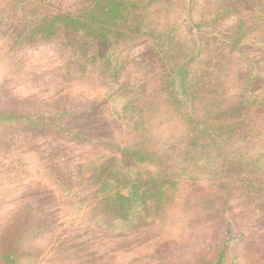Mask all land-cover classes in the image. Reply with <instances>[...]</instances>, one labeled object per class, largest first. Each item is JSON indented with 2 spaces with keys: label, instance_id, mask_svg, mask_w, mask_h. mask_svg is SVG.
<instances>
[{
  "label": "rangeland",
  "instance_id": "obj_1",
  "mask_svg": "<svg viewBox=\"0 0 264 264\" xmlns=\"http://www.w3.org/2000/svg\"><path fill=\"white\" fill-rule=\"evenodd\" d=\"M55 4L0 0V107L45 120L0 126V235L9 237L0 252L21 235L17 264H209L211 242L230 223L237 264H264V122L253 149L243 141L218 149L214 138H189L158 92L168 67L191 59L197 95L218 100L222 91L212 85L245 69L247 90L264 101V0H144L141 33L108 42V60L88 56L79 65L55 28L45 33L33 24L54 16ZM211 19L217 25H201ZM237 27L230 58L223 35ZM204 50L230 63L214 81ZM55 117L80 138L56 132ZM124 147L154 162L132 163ZM252 158L258 162L247 165ZM234 159L232 172L224 170ZM150 177L157 189L129 204L119 197L128 180Z\"/></svg>",
  "mask_w": 264,
  "mask_h": 264
},
{
  "label": "trees",
  "instance_id": "obj_2",
  "mask_svg": "<svg viewBox=\"0 0 264 264\" xmlns=\"http://www.w3.org/2000/svg\"><path fill=\"white\" fill-rule=\"evenodd\" d=\"M67 1L68 0H55V15L52 17L43 16L40 24H37L38 21L33 24L36 27L39 26L41 32L45 33L49 31V29L55 28V32L60 33L63 37V47L67 51H70L72 56H75L72 62L74 65H79L81 59H85L88 56L93 57V59L108 60V57L104 59L103 55L108 42L110 43L112 39L118 37L122 38L129 34L137 35L141 33L143 27L142 21L145 15H142L144 12L141 13L138 11L139 8L137 6L144 0H77L73 6L67 5ZM47 4L49 3H46V5ZM142 7L146 8V5ZM216 21L217 20L212 19L210 21L207 20L201 25L210 28L211 26L217 25ZM197 26L200 27V25ZM238 29L241 28L237 27L235 30L229 29L223 35V46L229 50H227V57L231 58V54H233L231 52L237 49L240 42L239 35L241 32H238ZM146 34L145 32L142 33V35ZM95 44L97 47H95ZM91 46L94 47L95 50L93 49L91 51ZM206 51L207 50H204L202 54L207 57L206 59L214 61L211 65L214 74L209 76L214 81L216 70V73H219L222 71L220 69L222 66L229 65L230 63H226L229 62L227 59L223 61L225 57L222 58V61H219L218 58L212 57L210 53L208 55ZM188 61L192 60L187 59L186 62H182L180 65L168 67V74L166 75L164 83L166 87L164 90L158 91L165 96L163 101L165 102L167 111L182 116L185 126L187 127L186 130L189 138L195 134L214 138L215 143L212 144H216L217 140H219L220 144H216L215 146L223 150L233 146L235 141H243L245 144L244 149H253V141L263 129L261 123L264 122V113L257 116V110L261 108L259 106L264 105V101L259 99L252 91L247 90L252 83L249 72L242 79V73L245 72V69L244 71L241 69L240 76H238L236 72V78H230V80L223 81L222 83L215 82V84L212 85L213 88L216 90V87H218L217 90L221 89L218 91H222L221 95L218 94L219 99L217 100L216 97L212 96L214 93H211L210 97L204 99V96L201 97V93L197 95L198 91L201 90V88L195 84L197 72L193 68L191 69L190 65H193V63ZM207 67H209L208 64ZM156 100L159 101L157 98ZM213 101L216 102L211 105ZM128 103L124 105L123 110L128 108ZM196 104L201 106L200 111H198L197 106H195ZM91 108L93 111H96L99 106L95 107V105L92 104ZM66 110L67 109H62L61 111L66 113ZM187 110H191L194 116L199 115V117H192ZM200 112L202 117L200 116ZM60 116L61 115H59V117ZM89 116H94V113L89 112L88 117ZM41 119L42 116L40 114L31 115L29 111L17 109L4 110L0 107V126H10L20 123L41 125L45 121ZM208 122H211L212 126L207 125L206 123ZM53 127L54 126L51 128ZM55 131L74 138H80L81 136L80 133L75 134V131H72L68 125H58L57 117H55ZM255 133L256 137L254 136ZM110 143H112V145L119 144V142L116 143L113 140H110ZM117 148L119 151H122L121 147L118 146ZM261 150H264V148ZM123 153L129 157L128 160H131L132 163H134V161L154 162V157H152L150 153H145L142 150H130V148L124 147ZM259 157H264V153L258 156V158ZM253 159L254 158L249 160L247 165H253L258 162V159ZM237 161V159L230 162L226 161L223 165V169L232 172L230 168H234L237 165ZM140 179L141 178L134 179L133 182L128 180L129 186H127L126 194L119 195L124 203L129 204L132 201L134 202L140 193L145 196L148 192L153 191L154 188L157 189L155 184L159 181H155L153 177ZM222 183L224 182H221V184ZM158 190L164 191V188L162 187ZM218 190L221 189L219 188ZM220 193H222V190ZM162 195H164V193H160L158 196ZM231 234L232 226L230 223L225 224L221 232L217 235L218 239L216 238L211 242L215 249V257L209 264H237L235 258L229 253V250L239 241L234 238L230 239L229 235ZM8 241V234L0 235V245L4 246ZM20 245L21 235L16 237L9 249L0 252V264H17V260L23 258V253L18 249Z\"/></svg>",
  "mask_w": 264,
  "mask_h": 264
}]
</instances>
